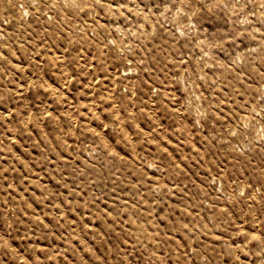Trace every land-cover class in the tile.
<instances>
[{"label":"rangeland","instance_id":"rangeland-1","mask_svg":"<svg viewBox=\"0 0 264 264\" xmlns=\"http://www.w3.org/2000/svg\"><path fill=\"white\" fill-rule=\"evenodd\" d=\"M0 264H264V0H0Z\"/></svg>","mask_w":264,"mask_h":264}]
</instances>
